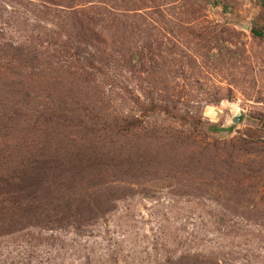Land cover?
Returning <instances> with one entry per match:
<instances>
[{
	"label": "rangeland",
	"instance_id": "374dc122",
	"mask_svg": "<svg viewBox=\"0 0 264 264\" xmlns=\"http://www.w3.org/2000/svg\"><path fill=\"white\" fill-rule=\"evenodd\" d=\"M264 0H0V264H264Z\"/></svg>",
	"mask_w": 264,
	"mask_h": 264
},
{
	"label": "trees",
	"instance_id": "16d2710c",
	"mask_svg": "<svg viewBox=\"0 0 264 264\" xmlns=\"http://www.w3.org/2000/svg\"><path fill=\"white\" fill-rule=\"evenodd\" d=\"M253 35L264 40V30L260 32H253Z\"/></svg>",
	"mask_w": 264,
	"mask_h": 264
}]
</instances>
